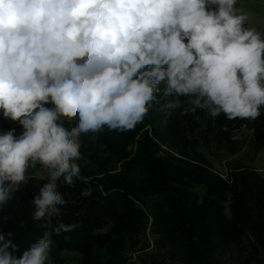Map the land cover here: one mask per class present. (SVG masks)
<instances>
[{
    "label": "clouds",
    "instance_id": "1",
    "mask_svg": "<svg viewBox=\"0 0 264 264\" xmlns=\"http://www.w3.org/2000/svg\"><path fill=\"white\" fill-rule=\"evenodd\" d=\"M236 5L0 0V111L23 129L19 136L15 129L0 132V208L37 165L47 174L31 201L32 219L45 231L19 257L13 234H0V264H53L52 237L79 227L51 221L67 205L61 185L80 178L82 134L134 129L161 91L169 113L200 110L213 120L221 113L229 120L261 115L264 34ZM73 119L75 126L66 127Z\"/></svg>",
    "mask_w": 264,
    "mask_h": 264
},
{
    "label": "trees",
    "instance_id": "2",
    "mask_svg": "<svg viewBox=\"0 0 264 264\" xmlns=\"http://www.w3.org/2000/svg\"><path fill=\"white\" fill-rule=\"evenodd\" d=\"M156 97L134 129L105 126L82 134L80 178L61 185L67 205L51 221L79 227L52 237L53 264H65V254L76 264H128L126 254L150 249L149 232L179 264H264V176L252 166L264 150V106L254 120H229L223 113L213 120L200 110L195 116L163 112L162 91ZM181 101L187 106L186 98ZM11 129L17 136L23 131L0 111V132ZM244 130L248 137L240 139ZM222 153H244L248 160L231 162L220 174L212 161ZM46 182L47 174H33L0 208V234H13L17 257L45 231L32 219L31 201Z\"/></svg>",
    "mask_w": 264,
    "mask_h": 264
},
{
    "label": "rangeland",
    "instance_id": "3",
    "mask_svg": "<svg viewBox=\"0 0 264 264\" xmlns=\"http://www.w3.org/2000/svg\"><path fill=\"white\" fill-rule=\"evenodd\" d=\"M236 6L250 15V26L255 27L257 31L264 34V0H237ZM209 7L210 9L214 10L217 6L210 5ZM160 110L167 112L163 106L160 107ZM8 120L12 122L10 119ZM238 137L240 139L248 137L247 131L244 130L243 132L239 133ZM217 156L219 159H213L212 162L215 171L220 174H224L226 172V168L231 162L248 160V156L244 153L234 157L228 156L224 153L218 154ZM252 166L264 176V150L260 152L258 160L255 164L253 163ZM33 174L42 178L46 175V172L36 168L33 170ZM157 239L158 238L156 236L149 232L147 235V241L150 244V249L146 252H141L138 254L128 253L123 258L128 264H179L178 262H173L170 260L168 255L162 252L160 248L158 249L156 247ZM65 257L67 258L65 264H76L75 260H73L72 254H65ZM230 264H237V262H235L233 259H230Z\"/></svg>",
    "mask_w": 264,
    "mask_h": 264
}]
</instances>
